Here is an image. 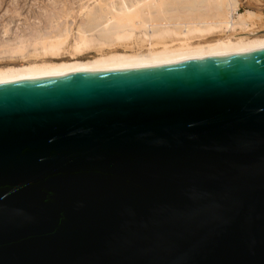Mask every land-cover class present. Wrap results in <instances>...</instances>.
I'll return each mask as SVG.
<instances>
[{"label":"water","instance_id":"1","mask_svg":"<svg viewBox=\"0 0 264 264\" xmlns=\"http://www.w3.org/2000/svg\"><path fill=\"white\" fill-rule=\"evenodd\" d=\"M0 264H264V46L0 80Z\"/></svg>","mask_w":264,"mask_h":264},{"label":"bare ground","instance_id":"2","mask_svg":"<svg viewBox=\"0 0 264 264\" xmlns=\"http://www.w3.org/2000/svg\"><path fill=\"white\" fill-rule=\"evenodd\" d=\"M259 14L239 0H88L75 27L0 45V80L262 47Z\"/></svg>","mask_w":264,"mask_h":264},{"label":"rangeland","instance_id":"3","mask_svg":"<svg viewBox=\"0 0 264 264\" xmlns=\"http://www.w3.org/2000/svg\"><path fill=\"white\" fill-rule=\"evenodd\" d=\"M87 1L0 0V45L7 44L8 42L11 43V41L12 43H16L18 39H22L23 37L31 39V37H35L41 31H52V29L54 30V26L56 27V23L58 25L60 23L62 25L69 23L72 26L75 23L77 24V22L80 23L82 18L79 16L76 17V12L82 3ZM239 2L242 10L252 9L258 14L260 13L259 15L262 14L263 20L257 21L256 28L264 29V0H239ZM51 25H53L52 28ZM90 54L94 55L95 53L92 52ZM90 54L86 55V57L88 56L87 58H89L92 56ZM18 58H16L14 65H19L18 62L26 60L21 58L19 60ZM8 60L2 59L0 65L9 64L10 61Z\"/></svg>","mask_w":264,"mask_h":264}]
</instances>
